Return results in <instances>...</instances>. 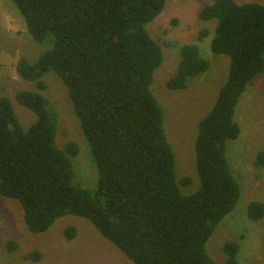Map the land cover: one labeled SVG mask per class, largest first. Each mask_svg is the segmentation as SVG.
I'll return each instance as SVG.
<instances>
[{"label": "trees", "instance_id": "trees-1", "mask_svg": "<svg viewBox=\"0 0 264 264\" xmlns=\"http://www.w3.org/2000/svg\"><path fill=\"white\" fill-rule=\"evenodd\" d=\"M13 1L30 36L52 45L35 61L20 58L16 70L40 89L48 72L62 80L98 178L93 189L79 183L72 160L79 144L69 141L60 148L59 115L48 97L20 89L15 99L36 120L25 129L11 98L0 97V195L20 201L32 233L75 215L89 220L135 264H217L205 244L241 195L226 145L240 134L234 115L246 84L264 72V4L215 0L201 10L203 20L217 21L210 48L230 58V71L213 108L199 122L200 187L185 194L180 184L191 180L177 179L164 112L151 89L163 51L147 24L166 0ZM209 66L196 45H184L167 85L186 88ZM257 159L264 165V151ZM249 215L262 218L264 203H251ZM63 235L72 239L76 229L68 226ZM8 246L13 251L18 243L11 240ZM237 247L224 246L228 264H237Z\"/></svg>", "mask_w": 264, "mask_h": 264}, {"label": "rangeland", "instance_id": "rangeland-1", "mask_svg": "<svg viewBox=\"0 0 264 264\" xmlns=\"http://www.w3.org/2000/svg\"><path fill=\"white\" fill-rule=\"evenodd\" d=\"M235 1L264 4V0ZM213 2L215 0H166L162 12L147 24V30L163 51L151 89L164 112L165 132L176 157L177 179L189 177L191 180L188 185L180 184L185 194L200 187L195 153L199 122L213 108L230 71V58L226 54H215L210 48L216 19L200 17L202 8ZM184 45H196L201 56L210 61V66L188 80L186 88L171 89L167 80L176 73ZM51 47L30 36L13 0H0V97L11 98L26 129L36 120V114L15 99L16 92L33 89L47 96L59 115L58 146L63 149L69 141L79 144L80 151L72 159L74 172L83 187L93 189L98 178L95 162L66 86L56 73L48 72L44 76L46 87L40 89L36 82L24 79L16 70L20 58L35 61ZM245 87L234 115L240 134L226 145L230 170L240 185L241 195L232 212L205 244L217 264H228V255L223 249L227 243L238 246L237 264H264V216L258 219L249 215L251 203H264V165L257 159L264 151V72ZM68 226L76 229L72 239L63 235ZM0 239V264H135L89 220L79 216H63L46 232L32 233L24 220L20 201L2 195ZM11 240L18 243L13 251L8 246ZM31 252H38L40 257H30Z\"/></svg>", "mask_w": 264, "mask_h": 264}]
</instances>
